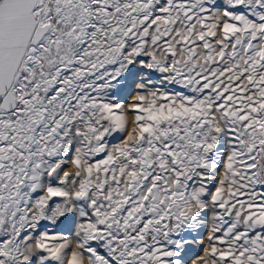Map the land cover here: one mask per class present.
I'll return each mask as SVG.
<instances>
[{
  "label": "snow or ice",
  "instance_id": "obj_1",
  "mask_svg": "<svg viewBox=\"0 0 264 264\" xmlns=\"http://www.w3.org/2000/svg\"><path fill=\"white\" fill-rule=\"evenodd\" d=\"M0 264H264V0H0Z\"/></svg>",
  "mask_w": 264,
  "mask_h": 264
}]
</instances>
